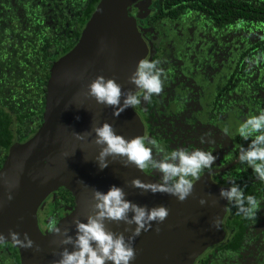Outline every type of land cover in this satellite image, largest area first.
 <instances>
[{
    "label": "water",
    "instance_id": "water-1",
    "mask_svg": "<svg viewBox=\"0 0 264 264\" xmlns=\"http://www.w3.org/2000/svg\"><path fill=\"white\" fill-rule=\"evenodd\" d=\"M137 1L100 0L76 47L51 69L43 125L27 142H16L11 146L0 170L10 173L13 164L28 153L23 171L19 173V186L12 191L10 201L0 183V233L7 238L11 229L20 233V239L27 233L33 241V248L29 249L15 246L10 240L0 243L10 244L18 250L21 264H51L58 258L61 246L53 243L57 237L48 232L46 224L40 226L38 211L60 188L67 189L76 203L70 214L57 224L61 230L68 228L70 235L74 233L73 217L84 220L89 214L93 187L107 191L110 185H117L134 203L148 207L162 204L169 210L161 224L153 222L152 228L135 238L136 256L131 264H198L201 257L228 240L224 222L233 203L219 199L218 194L220 189L229 186L218 187L204 176L194 183L192 194L183 202L164 193L141 192L130 185L132 179L139 178L144 182H155L156 179L133 166H122L119 158L109 160L108 166L100 170L94 159L99 149L91 143L94 134L87 136L85 141H76L72 135L73 132H90L93 125L105 121L125 137L145 134L135 107L114 117L111 107L81 95L97 75L114 78L122 91L133 90L135 94L141 91L128 81L136 62L149 57L148 45L136 21L128 15V8ZM63 151L69 155L61 159ZM45 176L49 179L41 183ZM200 198L217 202L201 206ZM213 220L216 221L214 227ZM107 226L114 232H123L126 227L123 222H107ZM156 227L160 229L158 233ZM124 234L127 236L130 232ZM37 245L38 252L34 250Z\"/></svg>",
    "mask_w": 264,
    "mask_h": 264
},
{
    "label": "trees",
    "instance_id": "trees-1",
    "mask_svg": "<svg viewBox=\"0 0 264 264\" xmlns=\"http://www.w3.org/2000/svg\"><path fill=\"white\" fill-rule=\"evenodd\" d=\"M261 1L159 0L157 10L149 16L150 59L159 60L163 72L173 75L166 80L181 81V73H188L190 67L210 66L234 45L244 72L227 85L228 110L244 89H254L253 94H246L248 99L257 101L258 96L260 109L264 108V64L248 70L246 63V58L264 52ZM99 2L0 0V170L11 146L27 142L43 125L51 69L76 47ZM165 25L168 29L163 35ZM257 66L263 67L259 78ZM244 112L245 107L240 117ZM251 186L252 181L246 179L243 190H252ZM254 189L264 190V183L255 181ZM51 197L49 219L58 224L76 203L65 188ZM259 208L251 223L238 215L236 230L229 232L232 239L230 236L199 264H264V205ZM250 226L252 230H248ZM0 264H21L18 250L10 244L0 245Z\"/></svg>",
    "mask_w": 264,
    "mask_h": 264
},
{
    "label": "clouds",
    "instance_id": "clouds-1",
    "mask_svg": "<svg viewBox=\"0 0 264 264\" xmlns=\"http://www.w3.org/2000/svg\"><path fill=\"white\" fill-rule=\"evenodd\" d=\"M246 63L249 66L248 70L257 64H264V52L246 58ZM159 65V60L140 59L128 76L129 83L135 89L142 90V96H138L133 90L122 91L121 85L114 78H106L103 75H97L92 79L86 86V92L81 95L85 99L89 97L94 99L97 104L111 107L112 115L116 117L120 112L140 105L142 101L150 102L154 95L161 93L163 69ZM224 131L227 132V129ZM236 132L242 139L248 141L246 146L239 149L238 162L251 169L255 179L264 183V108L257 114L243 119ZM72 135L76 141H85L87 136L93 135L91 143L99 149L94 159L100 170L108 166L109 160L117 158L124 167L133 166L138 170L150 167L159 174L158 180L144 182L134 178L130 185L141 192L173 196L179 202H183L192 194L193 181L199 179L203 170L211 171L217 160L212 151L202 147L191 150L178 147L165 151L154 138L125 137L118 134L112 124L106 121L98 126L93 125L90 132H73ZM198 139L201 145L213 142L210 132L203 133ZM27 155L28 153H25L21 161L13 164L10 173L0 171V183L3 184L6 199L9 201L13 198L12 191L19 186V173L23 171V162ZM68 155V152L63 151L60 158ZM48 179L49 177L45 176L40 182H47ZM229 184L228 188L219 190V199L232 202L236 207V215L246 220H254L260 201L253 195H245L241 186L234 181L230 180ZM92 201L89 214L84 220L73 217L72 235L69 234L68 228L61 230L55 219H49L47 230L57 237L53 243L61 246L58 258L53 259L51 264H131L136 256L133 247L135 238L142 231L147 232L152 228L153 222L156 225L161 224L169 214V210L162 204L148 207L128 200L123 188L117 185H110L107 191L93 187ZM216 202V200L209 202L204 198L198 201L201 206L206 203L215 205ZM107 222H123L126 227L123 232H114L107 226ZM215 224L216 221L213 220L212 226ZM132 225L134 227H131ZM155 231L158 233L159 227H156ZM127 232L130 234L125 236L124 233ZM5 240H10L15 246L24 249L33 248V241L27 233L20 239V233L10 229L7 238L0 233V243ZM34 250L40 251L39 246L37 245Z\"/></svg>",
    "mask_w": 264,
    "mask_h": 264
},
{
    "label": "flooded vegetation",
    "instance_id": "flooded-vegetation-1",
    "mask_svg": "<svg viewBox=\"0 0 264 264\" xmlns=\"http://www.w3.org/2000/svg\"><path fill=\"white\" fill-rule=\"evenodd\" d=\"M261 2L264 3V0ZM157 5L159 6V0H139L128 8V15L136 21L137 28L148 45V59L151 58L149 33L152 32L149 16L155 13ZM166 29L168 28L165 25L163 35L166 33ZM237 55V50L233 45L223 59H214L215 63L208 67L202 69L190 67L188 73H181V81L178 78L168 81L166 78L173 75L163 72L161 93L154 95L148 103L142 101L135 107V111L145 128L144 136L156 139L165 151H171L178 147L188 150L202 147L217 156L211 171L203 170L199 179L206 176L218 187L230 186L229 181L231 180L240 185L242 189L245 180L250 179L254 193L248 188L243 192L245 195H259L257 199L260 201V207L264 205V194H262L264 190L254 189L255 181L258 180L253 176L251 169L238 162L239 149L241 146H246L248 141L242 139L236 129L247 116L259 112L262 102L258 96L257 101L248 99L246 94H253L252 90L254 89H244L240 100L231 110H228L227 85L233 82L239 74L243 75L244 72L243 67H239L242 59H237ZM255 70L259 78L263 67L257 66ZM260 85L263 86V83ZM207 86H209L208 90ZM137 95L142 96V90ZM260 99L262 98L260 97ZM244 107L245 112L240 117ZM225 129L227 132L224 131ZM205 132L211 133L213 142L201 145L198 138ZM143 171L146 175L156 180L159 179V174L150 167ZM198 180H194L193 184ZM51 203L52 197L50 196L38 211L40 226L49 221L50 212L48 209ZM66 212L67 214L63 217H66L71 211L69 212L67 209ZM258 212L260 213V211ZM237 218L236 207L232 204L230 214L224 222L228 240L230 236L232 239V235L229 233L231 229L236 230L234 221ZM252 228L250 226L248 230H252Z\"/></svg>",
    "mask_w": 264,
    "mask_h": 264
},
{
    "label": "rangeland",
    "instance_id": "rangeland-1",
    "mask_svg": "<svg viewBox=\"0 0 264 264\" xmlns=\"http://www.w3.org/2000/svg\"><path fill=\"white\" fill-rule=\"evenodd\" d=\"M40 222V221H39Z\"/></svg>",
    "mask_w": 264,
    "mask_h": 264
}]
</instances>
